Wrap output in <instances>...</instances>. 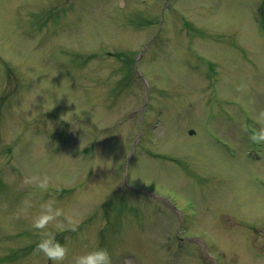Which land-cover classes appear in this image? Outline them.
<instances>
[{
  "label": "rangeland",
  "instance_id": "1",
  "mask_svg": "<svg viewBox=\"0 0 264 264\" xmlns=\"http://www.w3.org/2000/svg\"><path fill=\"white\" fill-rule=\"evenodd\" d=\"M163 3L0 0V264H264V0Z\"/></svg>",
  "mask_w": 264,
  "mask_h": 264
},
{
  "label": "clouds",
  "instance_id": "2",
  "mask_svg": "<svg viewBox=\"0 0 264 264\" xmlns=\"http://www.w3.org/2000/svg\"><path fill=\"white\" fill-rule=\"evenodd\" d=\"M253 139H264V128L259 129L252 135ZM32 202L25 201V207L31 208ZM40 211L33 215L32 224L37 229H44L39 235L37 248L45 256L51 258L56 264H60L68 255L69 248L65 242L57 238V233L48 229L49 222L54 221L60 214V208L56 206L54 199H49L40 205ZM72 264H112V258L107 248L96 246L90 250L74 254Z\"/></svg>",
  "mask_w": 264,
  "mask_h": 264
}]
</instances>
